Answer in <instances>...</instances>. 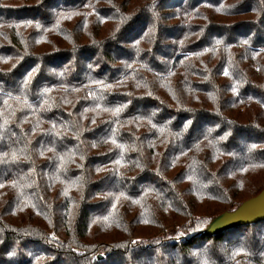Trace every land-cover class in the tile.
Instances as JSON below:
<instances>
[{
    "label": "trees",
    "instance_id": "obj_1",
    "mask_svg": "<svg viewBox=\"0 0 264 264\" xmlns=\"http://www.w3.org/2000/svg\"><path fill=\"white\" fill-rule=\"evenodd\" d=\"M262 189L264 0H0V264H264Z\"/></svg>",
    "mask_w": 264,
    "mask_h": 264
},
{
    "label": "water",
    "instance_id": "obj_2",
    "mask_svg": "<svg viewBox=\"0 0 264 264\" xmlns=\"http://www.w3.org/2000/svg\"><path fill=\"white\" fill-rule=\"evenodd\" d=\"M264 221V189L243 201L232 211H224L211 218L201 234L211 235L225 229Z\"/></svg>",
    "mask_w": 264,
    "mask_h": 264
},
{
    "label": "snow or ice",
    "instance_id": "obj_3",
    "mask_svg": "<svg viewBox=\"0 0 264 264\" xmlns=\"http://www.w3.org/2000/svg\"><path fill=\"white\" fill-rule=\"evenodd\" d=\"M33 71H35V69ZM29 75H31V73H29Z\"/></svg>",
    "mask_w": 264,
    "mask_h": 264
}]
</instances>
